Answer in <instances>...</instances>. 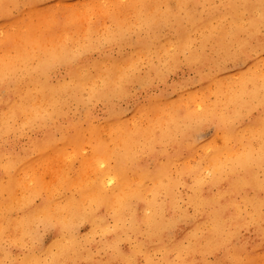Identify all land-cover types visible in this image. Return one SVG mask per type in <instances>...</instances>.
<instances>
[{"label":"bare ground","instance_id":"bare-ground-1","mask_svg":"<svg viewBox=\"0 0 264 264\" xmlns=\"http://www.w3.org/2000/svg\"><path fill=\"white\" fill-rule=\"evenodd\" d=\"M72 1L0 0V264H264V0ZM240 56L224 88L214 74ZM182 62L213 104L148 100L132 125L119 117L133 84ZM69 149L71 178L53 169ZM39 226L53 238L41 250Z\"/></svg>","mask_w":264,"mask_h":264},{"label":"rangeland","instance_id":"rangeland-1","mask_svg":"<svg viewBox=\"0 0 264 264\" xmlns=\"http://www.w3.org/2000/svg\"><path fill=\"white\" fill-rule=\"evenodd\" d=\"M131 2V0H126L124 3L125 5H128ZM97 4H100L101 8H106L107 4L103 0H74L71 2L70 8L72 10H76L78 12H81L86 6H89L90 8L95 7ZM47 20L51 19H44L42 22H45ZM62 21V19H60ZM75 19H71V22H74ZM94 20V19H93ZM55 21V19H53ZM52 22V21H51ZM90 20L86 19L84 23H81L82 27L89 26ZM100 23L102 26H109L110 25V19L102 17L100 19ZM57 25H59L57 23ZM112 29V28H111ZM167 33V32H166ZM165 33V34H166ZM58 36L55 35L54 38H57ZM107 53H109L107 51ZM117 52L114 51L113 55H116ZM121 57H125L126 55H120ZM93 58H97V54L93 55ZM240 62H225L222 66V69L214 74V77L223 78L222 79V86L224 88L227 87H233V83L237 82L241 79V76L245 72V66L246 62H244L242 59L243 57H239ZM182 59V58H181ZM248 67V66H247ZM246 67V69H247ZM142 72L145 70L144 66L141 67ZM209 88L208 82L200 81L199 75L187 68L185 64L182 62V66L175 72L167 75V78L165 79L164 83H161L160 81H156L152 86L148 88H141L138 84H133L130 87L129 97L127 99L119 100L115 103L116 110L118 111V114L122 120L128 124L129 126L132 125L134 122L135 117V107L139 104H141L143 107H148L150 100L152 103H157L160 105H164V103H168L171 105L183 103L184 105L189 104L191 106L195 104H213L217 98V96H214L212 89ZM148 104V105H147ZM156 104V105H157ZM91 109L93 110L94 117L96 118V121L98 122H104L109 114V109L107 105L104 103L97 101L93 104H90ZM165 106V105H164ZM74 111L70 112L69 117L72 119L82 120L81 116H75L73 114ZM143 122V121H142ZM95 125H98L95 123ZM213 130V129H212ZM210 128H207L203 133V138L205 140H210L213 137L214 131H212ZM202 138V140H203ZM91 147L88 144H84V146L81 148L80 153L76 157H86L91 153ZM68 152L72 156L67 161H61V162H54L53 169H58L59 165L62 166L61 168L66 169L68 177H72V171L77 169L79 166L77 159L74 160L73 156V150L69 149ZM73 152V153H72ZM141 159H143L147 167L152 166V161L146 157L145 155L141 156ZM195 159V158H194ZM103 168H106L107 166L103 165ZM106 221L111 224L112 219L110 217L106 218ZM85 233V230L83 227H79L77 229V234L83 235ZM36 234L38 235V247L39 250L42 248H47L50 246L52 241V234L47 231L42 226H39L36 230ZM94 240L98 244V249L96 250V253L98 255L99 260H102L105 257V252L103 251V244H102V236L101 234H97L94 236ZM29 250V246H26L24 248V252ZM16 250H13L11 248V256L13 257ZM159 258V256H157ZM4 264H9V262L4 259Z\"/></svg>","mask_w":264,"mask_h":264}]
</instances>
